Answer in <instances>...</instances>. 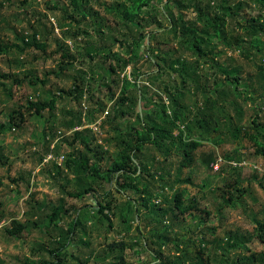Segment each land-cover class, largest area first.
<instances>
[{
  "label": "rangeland",
  "instance_id": "rangeland-1",
  "mask_svg": "<svg viewBox=\"0 0 264 264\" xmlns=\"http://www.w3.org/2000/svg\"><path fill=\"white\" fill-rule=\"evenodd\" d=\"M174 1L185 7L179 9ZM222 1L153 0V6L145 10L157 9L149 16L142 15L139 18L141 26L136 28L121 18L123 7L120 11L114 9L116 4L129 5L131 0H0V43L10 48L0 55V126L9 123L13 111L22 107L27 109L29 103L56 100L53 111L47 110L41 116L27 113L20 129L0 133V156H3L0 163V264H41L44 260H58L47 250L60 245L39 228L52 212L48 205L51 202H63L69 208L70 217L59 221L53 232L58 235L65 230L66 242L72 220L81 215L88 220L87 223L83 221L84 227L74 244H69L67 253L63 254L65 262L61 264H86L87 260V264H122L117 258L121 254L125 256L126 264H154L151 251H161L164 260L179 264H227L230 259L231 264H235L239 258L248 260L264 253V241L258 239L261 236L258 223L264 224V158L256 153L254 143L261 142V139L252 123L258 117L260 126L264 127V32L248 35L242 30L245 24L241 23V19L259 17L263 6L259 0H226V5L238 12L239 20L227 18L226 38L245 40L247 51H243L244 46L227 48L220 44L215 47L217 39L213 38V41L202 44L204 51L214 49L215 53H209L207 57L199 56L190 47L192 37L167 31L169 25L162 15L172 13L176 17L180 13L183 24L194 23L206 29L209 19L199 15L195 6H200L209 18H213ZM238 5L241 6L238 8ZM100 27L102 34L96 35L93 28ZM34 33L38 34L40 45L46 46L45 50L25 45L24 40L29 41L27 39L34 37ZM140 34L145 36L140 43L141 49L129 52L125 45ZM75 35L79 37L74 38ZM198 36L205 38L202 33ZM89 42L99 50L93 54L96 57L93 61L80 56L86 52ZM63 49L69 51V59L64 57ZM157 54L164 57L166 64L173 62L172 71H179L184 63L192 80L182 85L177 73L166 69L163 63H160L163 74L158 75L155 67V62L159 61L156 60ZM134 58L137 61H133ZM123 63L128 64L126 68ZM110 65L118 67L121 73L131 69L157 78L154 85L149 80L145 84L150 91L153 88L161 92L159 90L164 86L170 89L175 86L181 94L175 97L179 107L190 113L196 112L197 106L203 108L201 116L208 121L209 127L205 131L192 128V139L196 134L200 135L199 146L189 155L191 163L179 170L181 154H171L164 160L161 154L151 149L149 152V147L143 148L145 163L148 156L150 159L155 156L156 161L163 160L166 170H170L163 180L158 176L141 175L136 181L141 190L143 184L149 186L152 201L149 208L142 203L148 194L133 190H127L125 194L119 192L117 184L126 182L122 173L118 174V183L116 180L93 183L85 174L78 176L70 171L56 174L53 160L46 162L50 145L53 154L60 152L57 156L73 158L84 154L86 148L82 142L75 140L74 132L63 127L66 113L81 108L88 110L85 106L97 102L108 103L111 112L114 106L110 103L111 94L116 93L115 100L122 95L119 87L103 86L100 80L93 84L96 90L93 103H90V94L89 103L84 100L82 105L67 95L76 86L83 87L80 73L104 77ZM222 71H237L239 83L226 80ZM198 86H206L207 90L203 92ZM150 91L142 90V102H138L140 113L148 109L156 112L148 106ZM205 96L210 100L208 104ZM102 119L98 118L96 123ZM110 119L101 122L103 133L98 135L99 140L94 145L99 151L108 148L101 162L104 170L119 158L122 148L115 141L113 129L119 127L128 131L131 126L135 129L141 127L134 114L117 123ZM93 122H86L81 128L87 130L83 136L88 140L94 136L89 131L96 124ZM214 128L217 131H213ZM52 130L63 133L57 132L58 137L48 144L46 136ZM99 141H104L105 146H98ZM208 154L211 162L206 163L201 157ZM213 160V165H218L216 170L210 165ZM90 161L93 164L96 159L91 157ZM129 167L135 170L134 165ZM233 170L240 175L237 183L240 191H235L233 186L237 178ZM89 184L96 190L95 197L104 203L103 196L106 191L110 192L112 209L108 214L113 227L99 212H90L91 207L84 209L81 215L77 210L71 212L72 207L94 205L93 196L78 200L68 194L78 185L87 187ZM176 193L181 194V209L188 208L184 212L174 205ZM164 196L168 202H164ZM230 196L234 197L235 205H224ZM155 204H159L163 211H157ZM161 236H168L171 242L161 246L158 240ZM262 236L264 239V233ZM233 237L243 240L249 252L237 249L228 252L225 244ZM120 242L127 246L123 252H109L111 244ZM235 242L229 241L228 244L235 245Z\"/></svg>",
  "mask_w": 264,
  "mask_h": 264
},
{
  "label": "trees",
  "instance_id": "trees-1",
  "mask_svg": "<svg viewBox=\"0 0 264 264\" xmlns=\"http://www.w3.org/2000/svg\"><path fill=\"white\" fill-rule=\"evenodd\" d=\"M168 2L170 0H167ZM153 0H131L129 5L123 6L122 4H116L114 6V9L120 11V8H122V12L120 13L121 18L125 20L127 23L135 26L136 28H139L141 26V20L139 21V18L144 17V15L149 16L151 12H154L157 8H152L150 11L145 10L149 6L152 5ZM260 4L263 6L261 8L262 14L257 18H249V19H241V23L245 24L242 26V30H244L248 35H256L258 32H264V0H259ZM75 4V1H73ZM174 3L177 4V7H182L180 4H178L177 1H174ZM227 1L223 0L221 4H219L217 12L214 14L213 18H209L206 13L202 11V8L200 6H195V9L197 10L199 15H204L209 19V27L206 29H201L198 26H195L193 24H183L182 21V14H178L176 17L173 16V14H164L163 12V18L167 20L169 27L166 28L167 31L177 34L178 32L181 34L182 37H186V35L192 37L193 41H189L190 47L195 50V52L202 57H207L209 53H215L214 49L210 50L209 52L204 51L202 48V44H204L206 41H213V38L217 39V43L215 44V47H218L220 44L226 46L227 48L235 47V48H243L245 47L246 41L241 38H235L234 40H228L226 38V20L227 18L232 17L233 19L238 20V12L232 11V8L230 5H226ZM153 6V5H152ZM241 5H238V8ZM189 7V5H187ZM180 9V8H179ZM83 19L86 18V15H82ZM139 21V22H137ZM152 20L151 22H153ZM75 22L77 20L75 19ZM240 23V22H239ZM211 25V26H210ZM238 26V24H237ZM100 28H93L94 33L96 35H101L102 31ZM199 33H202L205 35V38H201L198 36ZM79 36L75 35L74 38H78ZM38 34L34 33V37L31 39L28 38L24 43L27 47H33L35 46L38 49L45 50L46 46H41L38 41ZM145 38L143 34H140L138 37L132 38L131 42H128L125 46L127 47V50L130 52L138 51L141 49V41ZM79 40V39H78ZM77 40V41H78ZM88 48L86 49V52L81 53L80 56L83 58H90L92 61L95 60L96 57H93V54L98 53L99 50L95 48V45L93 43H87ZM122 45V43H121ZM124 46V45H123ZM77 47V46H76ZM214 47V48H215ZM258 48V47H257ZM260 49V48H259ZM10 50L9 47L3 46V44L0 43V55L8 52ZM148 52H150V47L147 46ZM65 54L64 57L69 59V51L64 50ZM243 51H247V48H243ZM137 58V57H136ZM134 58L133 61H137ZM155 62L156 72L158 75H162L161 68L163 66L170 70L173 73H177V76L180 78V83L182 85H185L188 80H192L190 76H188V71L185 67V64H181V69L179 71H172L174 66L172 65L173 62L170 63V65L166 64V60H164V57H160L159 54H157ZM213 62V59H210ZM163 63V66L161 64ZM215 63L218 67H220V64ZM107 64V61L105 62V65ZM127 63H123V68L127 67ZM162 66V67H161ZM221 69V68H220ZM118 67H112L110 65V68L106 70L105 76L102 77L100 75H90L89 73H80V76L82 77V86L79 87L76 86L74 90H71L68 92L69 97L75 98L76 102H79L81 105L84 100H86L89 103V94L90 97V103H93L95 101V92L96 90L93 88V84H97L98 81L103 83V86H108L109 88H118L120 90V94L122 95L119 99L115 100L116 93H112L110 98L112 101L110 103H113V110L110 112V108L108 109V103H98L96 105L91 106L94 108H91L90 105L85 106L88 108H81L80 111L74 112V111H68L66 113V122H64L63 127L70 131L74 132L75 140L78 139L82 142V144L85 146L86 150L84 154H78L77 156L73 158L66 157L65 164L62 166V164L57 163L56 161H53V167L56 172V174L63 175L65 174V171H70L74 174L89 176L90 181L95 183L98 181H103V183L108 182H114L116 180H120V177L118 176L119 173H122V176L126 180L123 184H117L119 192L122 194H125L127 190H133L135 192H141L148 194V198L144 197L143 204L145 207L149 208V203H151V195L149 192V186L143 184V189L141 190L139 186L137 185L136 181L141 178V175L149 176L151 178H154L155 176H158L159 179H164L166 175L170 174V170H166L165 163L162 161H156L155 156H152L150 159L148 156V160L146 163L143 161V148L149 147L150 149L155 151L157 154H161L163 156V159H168V157L171 154H181L182 156V162L178 166L179 168H183L186 165H189L191 162V159L189 160L190 153L195 150L199 146V134H196V138L192 139L191 130L192 128H195L196 130L205 131L209 125H207L208 121H205L204 116H201V113H203V108L200 109L198 106L196 107V112L190 113L186 112L185 109H182L179 107L177 100L175 97H180L181 94L178 93L176 90V87L174 86L172 89L168 88L167 86H164L162 90H159L161 92H157L153 88L151 91L149 90V87H147L145 84H147V81L149 80V83L151 82L153 85L158 80L157 78L148 77L147 74H140L136 70L131 69L128 71L125 70L122 73L118 72ZM223 72V71H222ZM193 73V72H192ZM156 74V75H157ZM223 75L225 76L226 80L235 81L236 84L239 83V77H237V71L235 72H223ZM37 83V82H36ZM199 90L205 91L206 86H198ZM150 91L149 94V102L148 106L152 107L156 112L149 111V109L145 112L142 111L140 113L138 111V102H142V90ZM95 90V91H94ZM149 93V92H147ZM164 97V98H163ZM205 98V103H209V99L207 96ZM165 100V101H164ZM214 104V102H212ZM56 100L52 101L51 103H29L27 109H24L23 107L20 110H15L10 115V121L8 124L1 125L0 126V133H3L5 131H12L15 129H20L21 126L25 123V119L27 116V113H31L32 116H41L44 112L47 110L53 111L55 109ZM25 110V111H24ZM109 110V115L105 119L106 121L111 120L112 123H117L119 120H128L129 117L134 114L138 116V120L141 123L140 129H135L131 126V128L128 131L121 130V128L117 127L114 128V132L116 133L115 141L118 142V144L122 147L121 152L119 154V158L113 162L112 166L109 167V169L104 170L101 166V162L104 161V155L107 152L106 148L105 150H102L103 152L99 151V149H96L94 146L96 142H98V133L94 132L93 130H89L90 133H92L94 136L93 139L88 140L84 138L83 129L81 131H76L77 129H81L85 127L86 122H93L96 123L98 118L103 117L104 114ZM158 114L155 116V114ZM99 115H101L99 117ZM258 117L254 118L252 121L253 126L255 130L257 131V134L260 136L261 142L255 141V146L257 148L256 153L264 158V127L260 126ZM210 124V123H209ZM62 126V125H61ZM105 126V125H104ZM104 128V127H103ZM261 130V131H260ZM88 131V132H89ZM176 131V133H174ZM213 131H217L216 128L213 129ZM59 131H53L50 132L46 136L47 143L53 142L56 137H58ZM60 134L63 132H59ZM53 139V140H52ZM66 141V138L64 139ZM100 142V141H99ZM104 142V141H103ZM109 143V142H108ZM98 146H105L101 142L100 144H97ZM51 146V145H50ZM49 146V149L47 150V154L49 155L53 148ZM56 154L59 155L60 152L56 151ZM55 154V155H56ZM56 155V156H57ZM95 158L96 162L91 163L90 158ZM203 161L206 163L211 162V156L208 154L207 156L202 155L201 157ZM3 160V156H0V163ZM215 160H213L212 165L215 163ZM172 163L169 162V165ZM135 166V170L129 166ZM158 165V166H157ZM64 166L65 169L64 170ZM170 169V167H169ZM235 175H237L236 181L233 186L235 188V191H240L237 188V183L240 182V175L236 174L235 170H233ZM128 179V180H127ZM188 180V179H187ZM120 185V187H119ZM95 188L93 185H88L87 187H81L80 185L77 186L76 190L69 192L68 194L75 199L83 200L85 197L93 196V204L94 205H88L86 204L84 207L77 208L72 207L71 212L77 210V212H80L79 214H84V209L91 207L89 210L90 212L97 211L99 212L103 218L106 220H109L111 222L110 213L109 211L112 209V197L109 191H106L105 195L103 196V199L106 201V203L100 201L97 197H95ZM145 195V194H144ZM34 197V196H33ZM165 197V196H164ZM163 197V198H164ZM164 202H168L166 197L163 199ZM180 200H181V194L176 193L174 196V205L175 207L179 208L181 212H184L188 208L181 209L180 207ZM160 202V201H159ZM235 199L233 196H230L228 199L225 200L224 205H235ZM148 204V205H147ZM50 207H52L51 214L47 215L45 218V221L39 226V228H43L45 233H49L50 237H53L56 241V244H59L60 246H57L54 249L47 250L50 255H56L58 258L55 262H49L47 260L42 261L41 264H61L64 263L63 254L67 253V248L70 244H74V241L76 237L79 235V232L82 230V227H84V222L87 223V217H77L74 218L68 227L67 230V236L68 241L66 242V238L64 236V232H61L60 234L56 235L53 232L56 231L55 226H58V222L61 220H64L66 217H70L68 215L69 208L66 207V205L63 202H51L48 204ZM156 205V206H155ZM154 206L158 208L157 211L162 212L163 208L159 206V204H155ZM158 205V206H157ZM137 206V205H136ZM107 213V214H106ZM71 215V214H70ZM126 217V214H125ZM84 221V222H83ZM90 222V221H89ZM163 223V222H162ZM83 224V226H82ZM86 225V224H85ZM259 225V232L261 236L258 238L260 241H264L262 234L264 233V224L258 223ZM19 227L24 228L23 226L19 225ZM110 227H113L112 222ZM59 233V232H58ZM18 236V235H16ZM159 243L161 246L167 245L171 242L170 238L168 236H161L159 237ZM229 241H236L235 245L228 244V242L225 244L227 251L229 250H239L241 252L248 253L249 250L244 245L245 242L241 240L240 238H229L227 240ZM66 242V243H65ZM149 246V245H148ZM127 248L126 244L124 242H120L119 244H111L109 246V252H114L117 250H120L123 252ZM149 250V247H148ZM151 256L153 258L154 264H179L177 261H170L169 259L164 260L165 256L161 251H151ZM107 258V256H104V259ZM118 260L122 264L125 263V256L123 254L117 256ZM176 259H179V257H176ZM175 259V260H176ZM89 260L86 261V264ZM77 264H82L81 262H78ZM185 264V263H183ZM227 264H231L227 262ZM235 264H264V253L260 254L259 256H253L251 259L248 260H241L240 258L235 261Z\"/></svg>",
  "mask_w": 264,
  "mask_h": 264
},
{
  "label": "built area",
  "instance_id": "built-area-1",
  "mask_svg": "<svg viewBox=\"0 0 264 264\" xmlns=\"http://www.w3.org/2000/svg\"><path fill=\"white\" fill-rule=\"evenodd\" d=\"M109 110L104 114V116L102 117L103 119L101 120V121H99V122H97L93 127H92V130L94 131V132H96V133H98V134H102L103 132H102V130H101V125H102V121L103 120H105L107 117H108V115H109ZM82 129H77L76 131H81ZM100 142H102V141H100ZM54 152H51L48 156H47V159H46V162H48V161H51V160H53V161H56L57 163H59V164H63L64 162H65V160H66V158H65V156L64 155H62V156H56L55 154H53ZM213 169L214 170H216V169H218V165H213Z\"/></svg>",
  "mask_w": 264,
  "mask_h": 264
},
{
  "label": "clouds",
  "instance_id": "clouds-1",
  "mask_svg": "<svg viewBox=\"0 0 264 264\" xmlns=\"http://www.w3.org/2000/svg\"><path fill=\"white\" fill-rule=\"evenodd\" d=\"M102 142H103V141H102ZM102 142H101V143H102Z\"/></svg>",
  "mask_w": 264,
  "mask_h": 264
}]
</instances>
